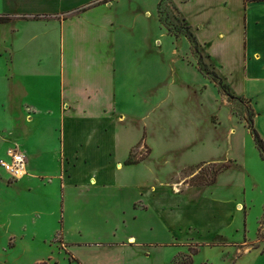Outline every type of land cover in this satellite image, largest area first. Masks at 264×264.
Masks as SVG:
<instances>
[{
  "label": "rangeland",
  "instance_id": "1",
  "mask_svg": "<svg viewBox=\"0 0 264 264\" xmlns=\"http://www.w3.org/2000/svg\"><path fill=\"white\" fill-rule=\"evenodd\" d=\"M159 1L116 0L96 24L99 29L77 40L88 42L94 55H67L73 71L87 62L95 68L90 79L94 74L112 81L89 83V91L99 96V88L114 101L101 118L73 113L76 134L66 149L73 150L72 186L57 137L65 109L60 57L45 50L53 43L46 41L47 32L38 34L39 41L28 33L16 37L22 19L33 17L14 16L7 10L14 0H0V14L10 17L0 22V264H178L190 247L199 249L193 264H264V159L248 128L254 110L247 99L227 95L232 90L214 76L213 64L175 6L161 0L157 17ZM184 35L192 54L183 50ZM77 41L74 48H82ZM28 47L34 54L24 53ZM198 69L204 78L194 77ZM205 77L218 89L194 83ZM10 89L19 104L8 100ZM218 90L248 128L239 123L233 144L227 131L235 122L224 118ZM86 93L79 85L73 94L81 99L77 110L90 106ZM26 96L35 112L26 107ZM99 102L100 97L90 107ZM11 107L18 112L11 114ZM30 139L43 144V152L30 151ZM81 140L88 143L77 154ZM133 143L127 161L140 165L118 168ZM15 146L28 159L21 179L1 167ZM205 159L219 163L199 169ZM222 164L226 167L214 183L199 184L197 175L212 176Z\"/></svg>",
  "mask_w": 264,
  "mask_h": 264
},
{
  "label": "crops",
  "instance_id": "2",
  "mask_svg": "<svg viewBox=\"0 0 264 264\" xmlns=\"http://www.w3.org/2000/svg\"><path fill=\"white\" fill-rule=\"evenodd\" d=\"M115 1L116 0H14V4L7 9L14 16L25 15L27 17H33L26 20H24V18L22 19L25 22L19 23L18 26L20 27H18L17 30L15 28L17 32H22L21 34L18 32L16 37H21V39H23L25 36L30 35L28 38L31 41H39L40 38L38 34L47 32L46 41L53 40V43L45 46V50L49 49L51 51H56L57 53L48 55L60 57L58 69V73L61 76V83L59 84L60 103L64 105L65 109L63 110L61 108L60 110L62 119L59 123L60 130L57 133V137L61 156L63 155L66 157V167H70L68 179L69 184L72 186L73 150L69 153L66 152V149L69 144L73 145V133L76 134L75 129L73 132V113L78 111L79 117L86 120L94 117L101 118L105 116L107 106H112L114 101H112V99H110V101L106 99L99 88H97L99 96H97L95 92L89 91V87L91 86L89 83H113L112 81L109 82L106 79L100 81V76H97V80L94 74L90 79V74L88 72L95 68L93 64L90 65L87 62L86 64H81V69L79 71H73V65L67 60V55L74 57V55H77L75 51H77L80 56L94 55L88 47V42L77 40H87V37H90L94 31H97L96 29H99V26L96 24H98L99 20L104 19L102 17L104 16L105 9L108 6H112ZM160 1L157 3L156 7L157 17ZM168 1L171 5L176 7L178 13L189 27L195 41L207 55L209 61L213 64L215 72L223 83H227L234 94L238 97L247 99L251 104L255 113V128L264 138V1H251L247 3H245L244 0ZM37 15H41L42 17L47 16V18H34ZM26 33H28V35ZM165 33L173 40L172 34H169L167 31H165ZM181 40L183 50L187 52L186 54H192V45L189 38L184 35ZM74 41H77L76 45H81L82 48L75 49L73 46L75 45L73 43ZM36 44L41 46V43ZM14 45L15 47L12 49L13 52L18 50L15 40ZM40 46L37 50L42 48ZM28 48L29 52L24 53L34 54L33 49L30 47ZM32 48L36 49V45L32 44ZM85 59L93 61L94 57H86ZM69 66L71 67L69 68ZM68 68L71 70L72 76L68 75L67 77L66 70ZM100 68L99 71L103 76L105 71H103L104 67L102 63ZM193 73L194 77H196L197 74L198 77L204 78L202 72H199V69L193 70ZM107 75L108 77L110 76L109 71ZM194 83H211L214 88L218 89L216 85L217 82L211 78L205 77L202 81H196ZM79 85L83 86V92H87L84 98L89 101L90 106L100 97L98 107L91 108L89 106L83 111L77 110L78 103H80L81 99L73 98V94L76 92ZM25 87L28 88L27 85H25ZM110 90L111 87L108 88V91L110 93L111 91L113 92V90ZM218 92L222 95L224 118L232 123L235 122V126L231 124L227 131L228 142L233 144L240 122L235 119V115L232 114L230 108L226 105V102L229 103L226 94L221 93L219 90ZM15 93L13 89H10L8 92V100L11 103L17 102V104H19L18 100L20 97L15 95ZM28 99L29 98H27V102H25L27 105L26 107L32 108L35 112L33 103ZM23 101H25V99H23ZM96 108L99 112L95 111ZM22 110L25 111L23 108ZM9 111L11 114L12 112H18L16 107L9 108ZM115 111L116 109L114 112ZM32 115V122H34L36 115ZM120 118H122V116L119 117V120ZM66 119H69V121L67 122ZM44 120L46 122L49 121L46 117ZM240 124L248 129L244 123ZM113 138L115 145V133ZM29 142L27 145L32 152H43L42 150L45 149L43 144H33L31 143V139ZM87 143V140H81V144L77 149V154L84 150L85 144L87 146ZM134 144L135 143L128 145L126 155L119 161L120 163L117 164L118 168H121L124 164L125 171H128L140 165V162L127 163V159L130 156L131 149L134 148ZM217 160L218 159H205L203 162L219 163ZM61 165L66 171V167L64 166L65 163L62 164L61 162Z\"/></svg>",
  "mask_w": 264,
  "mask_h": 264
},
{
  "label": "trees",
  "instance_id": "3",
  "mask_svg": "<svg viewBox=\"0 0 264 264\" xmlns=\"http://www.w3.org/2000/svg\"><path fill=\"white\" fill-rule=\"evenodd\" d=\"M106 1V0H105ZM245 3L247 2H251V1H264V0H244ZM9 15L8 14H0V22H6L7 20H9ZM200 70H202V68H199ZM217 73L215 72L214 73V76L217 77L218 75H216ZM227 95L230 97V98H241V97H238L236 94H232L230 92H227ZM254 114L253 113V118H254ZM248 128L250 129L252 135H253V139L255 141V145L258 149V151L260 152V155L261 157L264 159V138L260 135V133L258 132V130L255 128V125H254V119H251L250 120V123L248 124ZM128 163V161H127ZM204 164H207L205 162H203L202 164L199 165V169H203V165ZM210 165H213L215 166L216 164L218 163H208ZM226 167V164H222L220 165L215 171H214V174L210 177L208 174H206L205 172L202 173V175L200 176H196V177H199L200 179V183L199 184H210V183H214L216 180H217V176L223 172L224 168ZM198 250L197 248H192L190 247V252L189 253H186V254H182L183 256L186 257L185 261L183 262H180L178 264H193V256L198 253ZM40 264V263H39ZM41 264H47L46 262H42Z\"/></svg>",
  "mask_w": 264,
  "mask_h": 264
},
{
  "label": "built area",
  "instance_id": "4",
  "mask_svg": "<svg viewBox=\"0 0 264 264\" xmlns=\"http://www.w3.org/2000/svg\"><path fill=\"white\" fill-rule=\"evenodd\" d=\"M27 162L26 153L20 147L15 146L10 150L8 159L1 161V167L12 177L19 179L27 173Z\"/></svg>",
  "mask_w": 264,
  "mask_h": 264
},
{
  "label": "bare ground",
  "instance_id": "5",
  "mask_svg": "<svg viewBox=\"0 0 264 264\" xmlns=\"http://www.w3.org/2000/svg\"><path fill=\"white\" fill-rule=\"evenodd\" d=\"M26 172H27V169H26ZM23 177V176H22ZM95 183V182H94Z\"/></svg>",
  "mask_w": 264,
  "mask_h": 264
}]
</instances>
